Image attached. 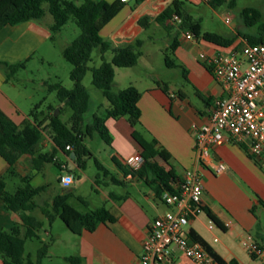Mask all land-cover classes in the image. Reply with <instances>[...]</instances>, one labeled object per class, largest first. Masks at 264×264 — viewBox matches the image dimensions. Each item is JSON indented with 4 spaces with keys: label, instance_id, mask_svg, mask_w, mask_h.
Masks as SVG:
<instances>
[{
    "label": "crops",
    "instance_id": "1",
    "mask_svg": "<svg viewBox=\"0 0 264 264\" xmlns=\"http://www.w3.org/2000/svg\"><path fill=\"white\" fill-rule=\"evenodd\" d=\"M101 1L112 4L119 0ZM174 1L176 0H133L126 3L122 11L101 31V36L113 48L132 45L137 41L143 42L142 56L138 64L127 69L138 72L122 74V79L129 84L128 87L134 86L141 93V118L134 128L127 117L107 121L112 138V144L108 146L112 167L105 168L112 177L105 178L103 186L95 185L97 174L94 178L88 177L64 152L58 154L57 160L62 168L68 166L74 173L68 174L59 170L56 183L49 179L50 167L55 165L49 164L37 171L32 167L31 157L24 156L15 166L17 175L11 176L7 172V163L0 157V175L6 181L7 190L11 179L19 177L21 181L26 176L34 187H46L35 198L34 211V216L44 223V227L48 221L43 209L59 208L64 202L69 204V200L82 203L78 198L87 200V205L92 208L87 212L105 208L116 218L114 222L101 223L94 232L84 231L80 236L73 234L67 227H59L54 237H51L48 230L44 233L41 231L40 236L51 237L55 247L42 264H69V257H80L82 264H140L143 243L151 224L167 212L175 210L164 203L168 193L159 198L145 182L125 175L123 169H128V158L142 152L149 153L152 160L166 170L172 169L181 180L189 170L197 172L201 177L204 186L202 206L218 219L220 226L214 223L215 228L211 230L209 225L213 221L204 211L190 221L185 229L186 234L194 232L226 264H264V255L259 258L251 256L243 248L240 239V233L246 231L258 242L264 241V170L250 156L245 142L215 147L206 163H199L195 150V134L191 129L194 124L208 123L215 101L228 95L225 88L213 77L211 69L199 59V55L237 53L248 43V38L256 34H241L233 29L232 35L228 36L233 43L229 47H222L201 37L187 40L184 35L186 31L177 23H173V29L167 32L158 22V18ZM180 1L184 3L186 12L194 20L201 22L203 32H210L203 27L201 17L192 14L202 5L215 11L208 1ZM247 8L259 10L263 17L264 3L259 7ZM47 15L42 20L14 27L7 26L0 32V109L18 126L30 120V113L26 114L13 98L15 84L7 81V64L26 62L27 69L37 53L52 41L50 27L53 18L51 15V18H46ZM145 19L147 28L140 24ZM151 30L155 32L150 33ZM158 33L160 38L156 35ZM175 42L177 47L173 52V59L178 67L170 69L165 63V51ZM67 46L69 45L65 47ZM40 62L43 66H52L48 53L42 54ZM117 71L119 69H116V77ZM133 73L141 76L140 83L134 79ZM46 81L42 80L40 87H45ZM6 86L12 88L7 90ZM116 86L117 91H113L114 93L124 90ZM153 141L157 142L154 147ZM52 148L53 143L45 137L40 152L47 153ZM161 150L169 154L168 163L158 155ZM219 163L226 166V171L222 174L215 172V166ZM65 176H72L74 183L63 184L62 178ZM85 178L92 181L93 189L98 192V202L94 198L88 199L79 194L78 187L84 183ZM72 185H75V192L70 188ZM178 185L176 184V189ZM55 199L62 201L55 204ZM17 222H20L19 216L6 211L0 198V231L10 230ZM43 240L46 241L45 238ZM27 246L28 241L25 246L26 255L34 257L32 253L26 252ZM0 264H3L1 258ZM165 264L195 263L178 248L173 247Z\"/></svg>",
    "mask_w": 264,
    "mask_h": 264
},
{
    "label": "trees",
    "instance_id": "2",
    "mask_svg": "<svg viewBox=\"0 0 264 264\" xmlns=\"http://www.w3.org/2000/svg\"><path fill=\"white\" fill-rule=\"evenodd\" d=\"M80 1V3H78ZM214 9L229 5L235 6L234 0H207ZM183 2L174 1L158 18V22L167 32L173 29L174 17L181 19L180 28L192 32L196 38H203L205 41L222 47H229L233 40L223 35L203 32L200 21L193 19L183 8ZM125 3L121 0L108 4L101 0H0V32L7 26H19L34 20H42L47 14L53 18L50 27L52 41L56 35L71 21L74 20L81 30V35L69 46L63 48L62 54L72 66L71 79L74 82V89L68 90L61 84L45 83V88L51 93H56L61 104L60 115L55 117V108H49L47 112L41 111L38 104L29 114V121L21 126L16 125L0 109V157L8 165V174L17 175L15 166L24 157H31V164L34 170L41 171L46 165H55L60 170L68 174H73L74 170L68 166L62 168L57 156L64 152L71 157L76 154L75 165L80 171H86L88 160L94 159L98 173L95 185L103 186V180L110 176V172L105 166L94 157L93 153L86 146V140L98 135L107 146H111L112 138L107 127L109 119L117 120L127 117L131 127H136L141 118L139 101L140 91L130 86L120 92H113V85L116 77V69H129L135 67L141 56L142 41L120 48H113L111 43L101 36L102 29L109 24L124 8ZM242 17L248 27L261 24L256 36L248 38V44H258L264 42V24H262V13L253 8H245ZM143 28L148 27L147 20L140 22ZM177 43L165 51V63L170 69L178 67L173 59V52ZM243 48V47H242ZM241 48V49H242ZM95 49L100 51L102 65L92 70L93 85L103 92L104 97L109 102V108L102 113L94 114L91 122H86L85 117L89 111L90 94L83 85V80L90 70L89 63ZM111 52L113 57L110 62L106 59V54ZM7 81L12 79L21 71L26 69V62L9 65L7 64ZM68 110L72 115L63 120V115ZM45 137L53 143L50 152L41 153L40 146ZM156 141L152 142L154 147ZM71 147V150H67ZM143 164L138 171L123 169L126 176L137 177L153 189L159 198L165 193L174 194L177 192L176 184L181 182L180 177L171 169L166 170L152 160L147 152L141 153ZM158 155L166 163L170 161V156L164 150ZM116 163L117 161L114 160ZM118 164V163H117ZM119 165V164H118ZM119 167H121L119 165ZM22 185L14 192L7 190L6 181L0 175V198L2 199L6 211L19 216L20 222L13 225L10 230L0 231V258L3 264H42L43 260L49 256V248L53 243L42 240L40 232L44 228V223L34 216L36 209L35 198L46 190V187H34L28 176L21 179ZM97 192V191H96ZM114 197V196H113ZM70 198L65 197V200ZM64 200V199H63ZM84 204L87 200L78 198ZM62 199H55V204ZM208 217L220 226L218 219L208 210L203 208ZM43 214L49 224L55 219H60L65 226L75 235L80 236L84 231L94 232L101 223L114 222L116 218L105 208L83 213L72 205L64 202L59 208L43 209ZM188 236L202 244L207 251L221 264H226L218 257L203 239L194 232ZM36 239L41 246L36 258L27 256L25 246L27 241ZM257 241V240H256ZM258 242V241H257ZM264 249V241L258 242ZM69 264H82L80 257L67 258ZM235 264V262L231 263Z\"/></svg>",
    "mask_w": 264,
    "mask_h": 264
},
{
    "label": "built area",
    "instance_id": "3",
    "mask_svg": "<svg viewBox=\"0 0 264 264\" xmlns=\"http://www.w3.org/2000/svg\"><path fill=\"white\" fill-rule=\"evenodd\" d=\"M131 1L121 0L125 4ZM174 21L181 24L178 16L174 17ZM226 23L229 24L230 20L227 19ZM184 35L187 40L196 39L192 32L186 31ZM199 59L211 69L213 77L228 95L215 101L208 123L191 127L195 134L198 162L206 163L215 147L245 142L250 156L264 170V42L253 45L246 43L234 54H201ZM67 150H71V147H67ZM142 164L141 154H135L126 161L127 168L132 171H138ZM225 171L224 164L215 166L217 174ZM62 183L73 184V177H63ZM203 193L201 177L195 171H186L177 192L164 198V203L175 210L151 224L143 243L140 264H165L173 247L195 264H221L202 244L185 233L190 221L204 212ZM209 228L214 229L215 224L210 223ZM240 239L251 256L259 258L264 255V249L252 235L242 231Z\"/></svg>",
    "mask_w": 264,
    "mask_h": 264
},
{
    "label": "rangeland",
    "instance_id": "4",
    "mask_svg": "<svg viewBox=\"0 0 264 264\" xmlns=\"http://www.w3.org/2000/svg\"><path fill=\"white\" fill-rule=\"evenodd\" d=\"M234 1V7H231L227 4L213 11L211 8L202 5L200 9L193 12L192 14L196 17H201L203 27L206 29V31H210L227 37L232 35L233 29H236L241 34L257 35L261 24H257L253 27H248L242 17V11L250 6L259 7L264 3V0ZM78 3H80V1H78ZM46 18H51V16L48 14ZM227 19L230 20L229 24L226 23ZM262 24H264V12ZM154 32L155 31L153 30L150 31V33ZM81 33L82 32L75 21L71 20L62 29V31L56 35L55 41L48 42L47 45L39 53H37L35 58L30 62V64L27 66V69L21 70L15 76V78L11 80V82H14L15 84L13 98L17 100V103L22 109H24L26 114H29L30 111L40 103H43L40 109L43 112H47L50 107L55 108V112L56 110L61 109L62 106L56 93H51L47 91L45 87H40V83L45 79L47 80L46 82H49L50 84L58 83L68 90L74 89V82L71 79L73 66L67 60H65L62 51L66 45H70L74 40H76L81 35ZM156 35L158 36V38H160V33ZM159 45L161 46V44ZM44 52L48 53L49 59L52 62V66L41 65L40 58ZM106 59L108 62L111 61V52L106 54ZM161 60L163 61V57ZM101 65L102 60L100 57V51L98 49H95L92 55V61L89 63L90 70L87 72L83 80V85L86 87L91 97L89 111L85 117V121L87 123L93 119L94 114L98 112L102 113L104 110L109 108V103L104 97L103 92L100 89L96 88L92 83L93 76L91 69L98 68ZM117 72V77L115 78V82L113 85V91H117L116 85L122 87L121 89H126L128 87L129 84H127L126 80L122 79V74L126 72L138 71L119 69V71ZM133 74L134 79L137 81V83H140L141 76L136 73ZM7 88L10 89L12 87L6 86V89ZM59 115L60 113L58 114V116ZM71 115V111L68 110L66 113H64L63 120H67ZM6 116L9 117L7 114ZM9 119L11 118L9 117ZM85 143L89 150L93 153L94 157L97 158L107 169H110L112 167V162L109 158L110 149L98 135H95L93 138H88ZM23 166H25V164H23ZM59 170L60 169L56 168L55 166L50 167L49 179H52L54 183H56L57 173L59 172ZM97 173L98 169L95 165L94 159L88 160V167L85 171V175L94 178ZM109 177L111 178L112 175H110ZM8 183L9 192H14L22 185L19 177L11 179ZM74 187L75 185H72L70 188L73 189ZM93 188L94 186L92 181L85 178L84 183L79 185L78 192L83 197H88V199L89 197H91V199L94 198L98 202V200H100V198H98V192H96ZM69 204L83 213H86L87 211L92 209L91 207L89 208L87 203L84 204L69 200ZM45 224L46 226L43 228L42 233H44L45 230H48L52 235L51 237H54L53 235H55V232L59 230V227L66 228L65 224L60 219H57L56 222H53L52 224H49L48 222H46ZM51 237L42 236L41 238L42 240L45 238L46 242L50 243L52 241ZM40 246V241L36 239L29 240L26 252L32 253V255L34 256L33 258H36V254L38 253L37 251ZM54 248L55 247L53 246V244H51L49 248V256L54 251ZM60 248L61 247H59V250Z\"/></svg>",
    "mask_w": 264,
    "mask_h": 264
},
{
    "label": "water",
    "instance_id": "5",
    "mask_svg": "<svg viewBox=\"0 0 264 264\" xmlns=\"http://www.w3.org/2000/svg\"><path fill=\"white\" fill-rule=\"evenodd\" d=\"M60 111H61V109L56 110V112L54 113V116L57 117L58 114L60 113ZM71 158H72L73 161H75V159H76V154H75V153H72V154H71Z\"/></svg>",
    "mask_w": 264,
    "mask_h": 264
}]
</instances>
